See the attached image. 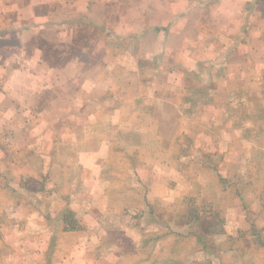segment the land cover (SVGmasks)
<instances>
[{
    "label": "crops",
    "instance_id": "crops-1",
    "mask_svg": "<svg viewBox=\"0 0 264 264\" xmlns=\"http://www.w3.org/2000/svg\"><path fill=\"white\" fill-rule=\"evenodd\" d=\"M70 1L71 5L66 0H0V132L6 128L12 133H37L42 143L38 179L48 181V176L53 175L60 186L74 188L64 194L40 190L43 200L35 199V193L30 191L29 197L25 196L26 190L22 189L18 192L26 202L16 207L9 204L14 195H9L8 188L7 194L0 197V204L8 199V204L0 205V242L10 243L9 236L13 239L14 214L18 211V228L22 239L29 238V243L40 242L46 236L47 226L56 228L58 233L52 237L51 245L59 243L58 252L64 264H108L101 253L96 254V243L108 245L112 249L108 250L112 255L108 258L118 264L116 259L124 260L127 254H119L113 246L127 237L138 245L146 244L147 236L142 235L153 229V225L144 226L146 218L150 224L158 219L168 229L174 226L185 230L189 223L199 219L196 209L187 211L185 207L173 206L181 194L169 186L173 184L175 170H182V166L174 170V159L180 156L176 149L182 145L176 137L167 141L162 124L165 125V118L206 116L207 70L220 69L219 74L225 71L238 75L245 70L242 85H264V0H161L169 6L164 10L169 18L161 23L154 16L159 0H130L132 9H127L125 0ZM150 4L146 10L144 6ZM118 5L125 6V14H115ZM177 5H184V10L175 12ZM50 23L61 30H50ZM82 27L87 30H79ZM131 42L134 45L130 49ZM162 46H166L167 54L170 52L162 59L174 63L172 68L181 69L170 83L179 85L177 78L180 79L177 98L168 94L164 108L155 98L159 94L148 95L143 98L148 104H142L137 102L139 97L132 96L129 82L120 80L121 85L112 78V85L108 84L110 71L119 69L120 75L127 76L128 68L132 72L139 67L142 70L139 60L148 51L160 53ZM234 57L246 63H233ZM212 59L215 60L210 62ZM162 65L151 63V68L159 69ZM36 77L39 90L29 93L26 84H33ZM234 79L230 76L228 82L234 84ZM214 93H218L217 87ZM30 100L38 104L27 106ZM195 101L200 105L198 110ZM169 123L171 120L167 126ZM59 134L64 138L60 139ZM157 147L169 154L164 159L166 164L155 157ZM193 147L196 145L192 143L187 157L190 153L197 159L206 156V150L199 148L202 146L197 151ZM48 148L56 152L44 154L42 149ZM60 156L65 162L62 165ZM13 159L8 160L9 165L15 166ZM244 187L253 192L257 205V210H251L260 214L255 217V224L264 228V182L253 188ZM53 195L60 200L63 196L67 206L53 208ZM134 212L140 213L141 225L129 224L132 215L127 214ZM158 213L170 216L163 222ZM188 216L194 220L192 223L176 224ZM66 219L75 222L77 229H71ZM239 220L243 228L242 215ZM60 235L69 246H63ZM254 244L249 236H228L223 242L222 257L236 258V251L243 245L245 248L240 251L247 256L248 264H264V254L258 258L250 247ZM11 251L7 264L18 256ZM53 251L49 247L47 258ZM147 258H156V254L149 252Z\"/></svg>",
    "mask_w": 264,
    "mask_h": 264
},
{
    "label": "rangeland",
    "instance_id": "rangeland-1",
    "mask_svg": "<svg viewBox=\"0 0 264 264\" xmlns=\"http://www.w3.org/2000/svg\"><path fill=\"white\" fill-rule=\"evenodd\" d=\"M125 1L127 9H132L133 5H130V0ZM159 1V10L155 9L154 16L159 17L157 19L160 23L162 21L166 22L169 15L164 10L169 6L162 4L161 0ZM66 3L71 5L70 0H66ZM151 6V4L150 6L145 5L144 8L149 10ZM174 8L175 12H182L184 5H177ZM114 11L117 15L125 14V6H115ZM182 19L185 18L180 19L181 27L183 25ZM48 28L50 30H61L60 26H51V23ZM79 30H87V27H82ZM133 45L134 43L131 42L130 49ZM162 48L163 50L160 53L158 51L156 53L146 52L138 64V66L142 64V70L139 67L135 72H132L128 68L125 72L127 76L120 75L119 72L121 70L119 69L118 71H110L108 84H111L110 82L113 81L112 78H115L121 85L122 82L120 80L124 83L125 81L129 82L128 87L132 91V96L139 97L140 99H137V102L142 104H148L143 100L148 95L159 94V97L156 95L155 98H159V103H162L161 106L164 108V104H167L166 99L168 94L169 96L172 95L177 98L178 90L181 88L180 79L178 80L177 78L179 85L172 86L170 83H172L174 76H179L177 71H181V69L172 68L171 66L174 63H168L165 62L166 59L165 61L162 59L167 58V55L170 54L169 51L167 54L166 46H162ZM173 56L174 54H171V61H173ZM233 59V63H246L245 60L240 61L236 57ZM149 60L152 62H149ZM214 60L212 59L210 62ZM151 63L163 65L159 69H155L151 68ZM180 64L182 63L180 62ZM210 65L214 66L212 63ZM217 70H207L204 73L206 87L208 89L206 91L208 95L204 96L207 99L205 105L206 116L200 118L180 117L176 118L177 120L175 117L169 118L172 122L169 123V126H167L169 120L164 117L166 123L165 125L162 124L163 130L165 131L164 137L168 138L167 141L171 142L170 140H173L171 137H176L178 140L177 143L182 145V147L176 149L180 154L178 156L179 158L174 159V170L181 166L182 170H175L176 174L173 175V184L169 186L174 190L180 191L179 194H181L173 206L177 208L178 206L185 207L187 211L194 208L198 211L199 219L196 223H192L194 220H191L188 216V219L182 218L176 222V224L183 225L186 224V221H190L192 224L189 223L185 230L182 228L178 229L174 226L168 229L158 219H153L154 224H150L149 219L146 218L145 222H143L144 226L153 225V229L144 232L142 235L143 238L147 236L146 244L142 243L138 245L133 241L134 239L127 237L121 244L119 243L113 246L117 248L116 251L119 254H127V256H124V260L116 259L119 262L118 264H248L247 256H243L240 251L242 248H245L243 245H240V250L236 251V253H239L235 255L236 258L222 257V252L224 251L222 248L225 247V245L223 246V242L231 235L232 238L233 236L239 238L249 236V238H253L254 245L256 246L252 245L250 247L257 253L258 258L264 254V246L262 242L261 244L259 243V241L264 239V228L256 226L257 222L255 224V217L260 214L252 211L257 210L253 192H247V188H243L246 185H251L253 188L254 185H261L264 182L262 180L264 176V85H242L241 77L244 78L245 70L241 71L240 75L236 73L229 74L225 71L219 74ZM196 71L198 72V70ZM230 76L235 78L236 83L230 84L228 82ZM215 80L217 83L214 85ZM36 81L37 77L33 84H26L29 93L33 91L35 93L39 90L38 85L35 83ZM215 87L218 88L219 94L214 93ZM215 96L218 99H215ZM26 104L32 107L37 105L38 101L30 100ZM194 104L197 105L198 110L200 106L198 101H195ZM20 109L28 111L26 108L20 107ZM198 128L201 130L198 131ZM215 128L219 132L216 133ZM188 129L191 130H189V133ZM173 130L176 132L173 133ZM59 136H61L60 139L64 138L62 134H59ZM185 137L187 138L185 139ZM191 138L194 140L190 142ZM38 139V134L34 133L33 130L27 134H22V132L16 131L12 133L4 128L0 132V190H2L0 197L3 195L2 193L7 194L6 191L10 188L12 191L9 189V195L12 194L14 196L10 198L9 204L15 205V207L19 203L21 205L26 202L22 198V194L18 192L22 189L26 190L25 196L29 197V192L27 191H30L35 193V199L40 198V200H43L42 195H40V190L48 189V191L52 192L56 190L54 193L64 194V192L70 193L71 188L74 189L72 186L70 188L68 186H60L57 181L55 182L56 176L53 175L48 176V181H40L38 179L40 168L38 152L39 147L42 146V143H39ZM192 143L196 145V147H193L195 151L198 150V146H202L199 148L206 150L207 153L204 158L200 157L197 159L198 157L196 156L198 154L195 155L196 158H193L191 153L190 157L186 156L187 152L192 151L190 150ZM28 151L30 154L27 153ZM45 151L53 154L56 152L54 149H42L43 153ZM154 153H156L155 157L161 163L166 164L164 159L169 158L167 157L169 154L165 150L157 147L154 149ZM25 154L29 157H25ZM12 157L15 158L13 159L15 160V166L12 164L9 165L8 160ZM62 159L61 156L58 159L61 165L65 163ZM202 167H205V170H202ZM23 175H25V179ZM216 177H220V179ZM162 189L164 188L159 190ZM61 198V200L56 199L54 195L51 197L52 201L50 204L55 205L53 208L64 209L67 206L63 196ZM7 201L8 199L4 200L5 204H8L6 203ZM178 201L179 203H177ZM5 204L0 205L2 207ZM162 204L160 203V205ZM14 215L16 216V227L12 230L14 237L13 239H10V236L7 237L10 243H6L7 241L0 242L1 245H4H0V264H7V254L11 253V250L15 254L18 253V256L14 257L11 264H64L63 256L58 252L60 251L59 243L55 246L51 245L52 237L57 236L56 233H58L54 226L46 227V236L41 238L40 242H38L39 240H36V242L32 240V243H29V238L26 241L22 239L23 235L18 228V222L21 218L19 212L15 211ZM127 215L133 216H131L129 224L141 225L142 222L140 220L142 217L139 216L140 213L134 212ZM241 215L243 224L245 225L243 228L239 226ZM157 216H159L160 221L165 222L168 216H170V213H158ZM227 226H229V229ZM36 229L29 231L27 229V231L33 233L37 232ZM59 239L63 240V246H69L68 241L62 235L59 236ZM79 243L80 240L77 244ZM95 246H97L96 254L101 253L108 264H114L112 259L108 258L112 256L108 253V250H112L108 245L103 246L96 243ZM203 246L205 247L203 248ZM49 247L53 248L54 251L53 255L47 258ZM149 252L155 253L156 258H147Z\"/></svg>",
    "mask_w": 264,
    "mask_h": 264
},
{
    "label": "trees",
    "instance_id": "trees-1",
    "mask_svg": "<svg viewBox=\"0 0 264 264\" xmlns=\"http://www.w3.org/2000/svg\"><path fill=\"white\" fill-rule=\"evenodd\" d=\"M68 219H66V223H67ZM69 222V221H68ZM75 222H69V226H71V229H77V226H75L74 224ZM1 245V244H0ZM262 245L264 246V242L262 243ZM1 246H4V245H1Z\"/></svg>",
    "mask_w": 264,
    "mask_h": 264
}]
</instances>
